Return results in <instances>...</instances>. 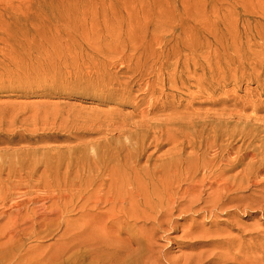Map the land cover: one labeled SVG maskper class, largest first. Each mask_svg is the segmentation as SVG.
<instances>
[{
    "label": "rangeland",
    "instance_id": "obj_1",
    "mask_svg": "<svg viewBox=\"0 0 264 264\" xmlns=\"http://www.w3.org/2000/svg\"><path fill=\"white\" fill-rule=\"evenodd\" d=\"M155 37L173 48L174 37L202 39L198 78L218 90L195 95L182 67L185 89L174 93L183 107L220 111L141 118L151 76L134 72ZM253 118L264 120V0H0V264H70L75 236L79 264H234L209 261L212 232L264 236L262 191L230 202L202 187L204 169L181 180L219 148L229 146V161L244 153ZM181 131L199 137L188 136L183 159L167 144ZM27 192L46 210L11 216Z\"/></svg>",
    "mask_w": 264,
    "mask_h": 264
},
{
    "label": "bare ground",
    "instance_id": "obj_2",
    "mask_svg": "<svg viewBox=\"0 0 264 264\" xmlns=\"http://www.w3.org/2000/svg\"><path fill=\"white\" fill-rule=\"evenodd\" d=\"M206 41L211 42V39L208 38ZM173 42L174 48L170 45V40H167V43H164L159 37H155L151 42L144 44L142 49H139L140 53L137 57L136 70L134 73H139L142 79L151 76V79L144 83V98L141 100L142 103L147 102V104H149L151 111L145 110L141 118L146 119L151 114L158 113L165 109H167V113L192 114V116L197 117L201 116L203 113L208 114L211 111H220L213 110L212 108H208L205 111L194 110L189 107H183L179 104L181 102L177 101V96L175 95L174 90L185 89L184 72L180 71L182 67H188L190 75H192L198 89V91H195L194 94L199 97L206 96L208 93L218 90V84L214 80L208 81V76L203 79L198 78V72L200 70H205L204 65H201L198 60L199 43H202V39L195 37H174ZM159 45H161V47ZM214 72L215 71L213 69L209 70V75L213 76ZM190 110H192V112ZM221 111L229 112L230 110L228 108H223ZM234 112L239 113L237 111ZM253 121L256 123L255 130L258 131V133L250 134L251 132H242V134H245L243 137L244 142L250 141V146L244 150V153H242L241 150H238L236 152L237 158L235 157L232 159V162L226 159V156L231 152L229 146L226 147V150L219 148V152L216 154V159L212 165H210V163L203 166L196 165L195 168L191 166V171L188 172L190 175L186 177V180L181 181H186L187 183L194 181L193 175L201 174V170L204 169L205 174H202L201 179L202 187H205L206 183L211 184L212 188L217 186V197L219 199L229 197L228 201L230 202L240 201L242 199L237 195L235 196L234 192H237L236 194H245L254 191V189H259L262 192H260L258 203H261L262 207L258 210L264 214V136L259 138L261 134L259 131H261V128L264 130V120L263 118H253ZM196 127L197 125L192 126V128L190 127V131L192 132V130ZM188 136H193L196 140L199 138L197 131H194L192 134L183 131L176 132L171 138H167V144H177L173 149L175 157L183 159L186 153V140ZM255 142H258L257 146H253V143ZM192 146L193 148L197 147L194 142ZM251 148L253 150H250ZM249 157H253L252 160H249V163H245L244 161H248ZM217 163L222 165H226L225 163H227L230 167H232V169L226 170L221 165L219 167L220 172L213 174L210 169L214 168ZM235 168H241L242 170L232 178L227 177V174L232 172ZM32 194L31 192H27L25 198L29 195L31 196ZM233 196L235 197L233 198ZM25 198L20 204H16L13 208L9 209L12 213L11 216L20 217L25 209L29 208L36 211V213L46 210L45 205H37L42 201V197L32 195L28 200ZM4 200L5 199L2 201ZM120 203L123 204L124 200L120 199ZM224 204L225 203L222 202V205ZM32 205L34 206L32 207ZM251 209L255 208L247 206L244 208V211L248 212ZM238 210L239 208L234 209L232 212L238 213ZM46 213L49 215L50 212L48 213L46 211ZM244 232L245 230L239 238H232L230 241H226V239L219 237L218 232H212V235H214L215 238L211 239L210 242H214L216 245L220 242L226 243L220 247L216 245L213 246L214 249L218 250L208 253L207 257L209 258V261L217 260L219 262L221 261L227 263L232 261L231 263L234 264H264V251L262 255L258 254L259 251L264 249V242H261V240H264V236L260 235L262 230L254 228L252 232ZM248 236H251V238L247 239ZM246 241H250L248 248L245 246ZM258 242L261 244H257ZM79 247L80 245L77 242V237L75 236L74 241L70 245L71 250L74 251L70 264H79L81 259V251L78 250ZM122 250L123 249L120 248L119 252H126ZM234 250L236 253L233 252ZM114 254L115 252L112 255ZM117 256H120L119 253ZM114 258L116 259L117 257ZM118 261L119 262L116 264H131L128 257L124 260Z\"/></svg>",
    "mask_w": 264,
    "mask_h": 264
}]
</instances>
